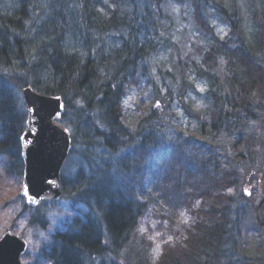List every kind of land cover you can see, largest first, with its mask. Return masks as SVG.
<instances>
[{
	"label": "trees",
	"instance_id": "16d2710c",
	"mask_svg": "<svg viewBox=\"0 0 264 264\" xmlns=\"http://www.w3.org/2000/svg\"><path fill=\"white\" fill-rule=\"evenodd\" d=\"M247 1L248 27L234 0L230 8L219 0H0V157L7 174L23 178L26 86L60 97L56 122L70 137L67 160L79 157L87 167L74 172L71 164L77 183L69 190L71 173L61 167V193L76 212L39 247L40 259L264 264L263 242L238 257L239 174L227 149H218L222 135L243 144L250 123H264V0ZM167 2L188 3L203 35L197 58L179 60L177 71L158 60L173 43ZM207 6L228 27L224 35L205 16ZM172 84L185 123L167 137ZM132 89L139 95L128 111L123 101ZM179 92L197 94L202 107ZM105 149L113 163L96 161ZM43 205L29 214L39 228L48 223Z\"/></svg>",
	"mask_w": 264,
	"mask_h": 264
},
{
	"label": "rangeland",
	"instance_id": "374dc122",
	"mask_svg": "<svg viewBox=\"0 0 264 264\" xmlns=\"http://www.w3.org/2000/svg\"><path fill=\"white\" fill-rule=\"evenodd\" d=\"M219 1L228 8L233 2V0ZM234 2L242 17L243 24L248 27L249 2L247 0H234ZM164 7L173 18L174 29L171 37L173 43H171L168 52H162L158 56V60L163 62L164 68L168 71H177L179 69L177 65L179 60H184L187 56L197 58V49L202 45L203 35L198 30L188 3L167 2ZM204 14L218 35L222 36L227 32L228 27L212 6H207ZM176 87L174 84L171 86V91L174 92V95L169 115L167 116V137L174 131L176 125L185 123L183 109L175 100V98L178 99L179 90L175 89ZM195 87L201 91V88L205 89V83L195 79ZM138 95L137 89H132L124 98L123 103L128 111L135 109ZM144 96L146 95L142 94V97ZM179 96L184 101L193 99L195 106L198 108L202 107L197 94L179 92ZM261 102L264 104V99ZM167 104L165 102L163 105ZM139 105L143 107V104L139 103ZM171 110L174 113H171ZM245 133L243 144L238 143L232 146V143L235 142V136L229 137L227 135H222L218 141V149L222 151L227 149V155H230L231 162L239 174L236 216L239 218L237 223L240 236L238 244L243 248V252H239V258L243 254L242 258L249 257L247 256L249 252L261 245L262 242V245L264 244V123L254 120L250 123ZM99 152L101 153L96 154L99 155V158L96 159L98 163L106 164L107 161L113 163L116 159V156L108 153L106 149ZM69 156L64 161L66 164L63 163L62 165V168L64 166L71 173V175L68 174L70 179L66 178L65 183L68 190L77 183V181H72L71 179H75L74 175H72L73 171L70 170L71 164L74 172L80 167L84 171L87 170L82 159L72 157L71 160L75 161L74 164L71 160H67L70 158ZM7 173L6 165L0 157V236L6 229H13L14 233L26 242L25 251L20 255V264H49V261L39 258L37 251L42 244L49 240L51 233L60 229L61 223L76 212V209H70L68 200L63 196L56 201L45 202L43 206L46 209L45 213L48 220L46 227L39 228L37 225H31L29 223V214L30 211H34V208L32 205H27L20 194L22 179ZM103 182L104 178L101 177V183ZM18 194L23 198V205L18 198ZM242 194H245L246 197H243ZM102 264H107L104 259Z\"/></svg>",
	"mask_w": 264,
	"mask_h": 264
},
{
	"label": "water",
	"instance_id": "95a60500",
	"mask_svg": "<svg viewBox=\"0 0 264 264\" xmlns=\"http://www.w3.org/2000/svg\"><path fill=\"white\" fill-rule=\"evenodd\" d=\"M22 96L27 109V128L21 137L25 164L21 195L27 205L34 206L61 196L60 170L70 149V137L56 122L64 111L60 97L37 93L30 86L23 89ZM25 188L28 197L24 196ZM25 248L20 236L6 230L0 236V264H20Z\"/></svg>",
	"mask_w": 264,
	"mask_h": 264
},
{
	"label": "snow or ice",
	"instance_id": "6c2138e0",
	"mask_svg": "<svg viewBox=\"0 0 264 264\" xmlns=\"http://www.w3.org/2000/svg\"><path fill=\"white\" fill-rule=\"evenodd\" d=\"M201 91H203L202 88H201ZM245 191H247V190H245ZM24 196H25V197H28V191H27V188H25ZM29 202H32V198H29ZM185 222H187V221H185Z\"/></svg>",
	"mask_w": 264,
	"mask_h": 264
}]
</instances>
